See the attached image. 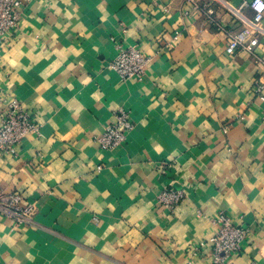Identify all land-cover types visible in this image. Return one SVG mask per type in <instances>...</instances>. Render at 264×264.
<instances>
[{"label":"crops","instance_id":"1","mask_svg":"<svg viewBox=\"0 0 264 264\" xmlns=\"http://www.w3.org/2000/svg\"><path fill=\"white\" fill-rule=\"evenodd\" d=\"M22 1L21 29L0 44V105L20 100L40 132L0 154V188L23 195L34 224L0 218V264H213L221 212L252 229L231 264H264V36L228 55L183 0ZM223 1L252 17L253 0ZM117 44L153 58L143 80L110 69ZM122 109L134 128L103 151L96 137ZM166 188L184 193L174 210L158 202Z\"/></svg>","mask_w":264,"mask_h":264},{"label":"built area","instance_id":"2","mask_svg":"<svg viewBox=\"0 0 264 264\" xmlns=\"http://www.w3.org/2000/svg\"><path fill=\"white\" fill-rule=\"evenodd\" d=\"M190 12L204 15L207 22L217 27L227 36L226 54L238 52L254 54L264 36V0H253L249 6L252 17L249 18L240 9H233L223 0H183ZM231 11L235 20L241 24L238 29H227L215 18L213 4ZM26 4L22 0H0V44H4L9 36L21 29L25 16ZM189 13V12H188ZM117 53L110 69L123 81H141L146 75L148 65L153 58L147 56L137 45H116ZM256 98L264 103V79L255 83ZM2 102V101H1ZM3 109L0 105V154L16 155L17 149L31 136H38L40 127L32 114L18 99H13ZM134 128L129 111L122 109L115 115V122L106 126L96 142L103 151H112L121 147ZM184 193L181 190L166 188L158 197V202L170 210L182 203ZM23 195L19 192H6L0 188V218L13 223L14 228L22 230L34 224L33 208L23 205ZM216 227L215 233L207 240L211 247L213 264H231L234 256L239 254L251 234V226L242 222L236 224L231 216L224 212L210 219Z\"/></svg>","mask_w":264,"mask_h":264}]
</instances>
